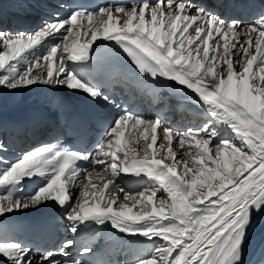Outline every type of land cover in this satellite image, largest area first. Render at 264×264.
Masks as SVG:
<instances>
[{
	"label": "snow or ice",
	"instance_id": "1",
	"mask_svg": "<svg viewBox=\"0 0 264 264\" xmlns=\"http://www.w3.org/2000/svg\"><path fill=\"white\" fill-rule=\"evenodd\" d=\"M248 7L258 10L245 22L205 0H108L69 6L66 18L57 12L33 32L0 30V89L65 87L112 103L90 67L94 46L107 41L140 77L190 90L206 113L180 130L125 107L91 150L45 143L12 160L0 141V226L54 203L74 236L110 224L152 242L131 264H243L249 232L264 218V0ZM93 172L109 179L94 184ZM121 174L136 177L138 188L117 183ZM75 245L66 239L34 252L0 231V264H86L73 257Z\"/></svg>",
	"mask_w": 264,
	"mask_h": 264
},
{
	"label": "bare ground",
	"instance_id": "2",
	"mask_svg": "<svg viewBox=\"0 0 264 264\" xmlns=\"http://www.w3.org/2000/svg\"><path fill=\"white\" fill-rule=\"evenodd\" d=\"M29 3V6H33V10H35V14L22 16L20 13L10 12L13 16H18L17 20L19 22L22 21V29L20 26H15L13 29H16V32H31L33 27L38 28V24L41 25L45 23L42 19V14L40 13V6L42 3L45 2V0H25ZM24 0H0V5L3 8H7L11 5H13L14 8H22L24 5ZM38 3L37 6H34V3ZM12 7V8H13ZM26 7V8H27ZM1 11V9H0ZM7 11H13V10H7ZM1 14V12H0ZM42 15V16H41ZM46 19V17H43ZM85 23H87L85 21ZM20 30V31H19ZM106 42V41H105ZM102 44V43H101ZM100 45V44H99ZM49 46V44H45L44 47L40 48L39 52L37 54H42L46 51V48ZM95 47V46H94ZM51 86L46 85H38V86H32L26 90L22 91H16V92H9L6 89H0V124L1 123H12L17 127H20L22 129V132H25V128L27 126H34V131L36 134L40 133V126L44 123H46L45 115L50 112V107L45 103L42 97L39 98H30L27 101H24L23 98L26 94L32 93L33 95L37 93H43V91H48ZM164 89L171 92V90H176V94L178 95L177 100L182 102L183 105L178 108L172 107L168 102V97H162L160 96L161 92L156 93V96L159 97L160 101L163 103V105H166L168 110L165 114V118L170 126H172L174 129H180L184 130L188 127H192L195 125H198L202 123L205 120L206 113L204 110V106L199 102L197 96L193 93H188L181 88L182 86H179L175 83H170L165 80L163 83ZM70 92L73 93L75 99L77 100H84L88 99L89 97L86 96L84 93L79 91H73L70 90ZM33 101H36V104H33ZM189 106L188 109L186 106ZM26 109V118L21 119L19 114H11L6 113V110L9 111H19L21 109ZM98 111H101L105 109L106 107L103 105L101 101H96V104L93 106ZM156 107L153 109H150V107L146 108L149 110V112L152 114ZM148 119V118H146ZM2 131V129H0ZM139 131H143V126L140 127ZM127 138V137H126ZM20 143L21 146L17 150H15V153L21 154L22 151L25 149V147L29 144V141L22 135L20 137ZM131 146L137 147V145L132 144ZM173 148L178 153L180 158H183L181 149L178 146V143L176 141L173 142ZM143 153L141 152V155ZM8 159H12L8 152L5 154ZM14 160V159H12ZM103 180L100 179V177L97 176L96 173L92 174V183L97 185H102L104 181H106L108 178L107 174H102ZM127 176L130 177V179H125ZM117 183H119L121 186H124L125 189H136L138 188L137 184V178L130 175H124L121 174L119 177ZM111 187V186H110ZM113 192H118V189H112ZM160 194H158L159 196ZM34 213L45 215L48 212L54 213L55 221L62 225V221L65 223H68V221L64 218V211L62 208L58 207L54 203H47L39 208H33ZM30 209V212L33 210ZM23 216V213L17 212L15 215L12 214L8 216L6 220L3 222H9L11 219H15L17 217ZM143 252H148L152 248V242L147 244H140L138 246ZM141 253V251L137 252L136 254ZM131 254H134L131 252ZM243 264H264V218L260 219L254 229L250 230L249 236L245 245V252L243 257Z\"/></svg>",
	"mask_w": 264,
	"mask_h": 264
},
{
	"label": "rangeland",
	"instance_id": "3",
	"mask_svg": "<svg viewBox=\"0 0 264 264\" xmlns=\"http://www.w3.org/2000/svg\"><path fill=\"white\" fill-rule=\"evenodd\" d=\"M2 2H4V0H2ZM12 7H13V5L10 6V8H12ZM0 9H1V10H4L3 7H2L1 5H0ZM10 10H11V9H10ZM1 14H2V13H1ZM38 26H39V24H38ZM36 27H37V26H36ZM33 28H34L33 31H35L36 29H38V28H35V27H33Z\"/></svg>",
	"mask_w": 264,
	"mask_h": 264
}]
</instances>
